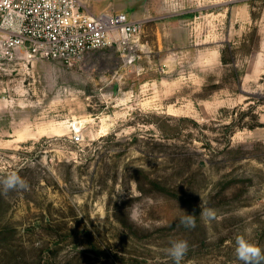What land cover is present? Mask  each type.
I'll list each match as a JSON object with an SVG mask.
<instances>
[{
	"label": "rangeland",
	"instance_id": "1",
	"mask_svg": "<svg viewBox=\"0 0 264 264\" xmlns=\"http://www.w3.org/2000/svg\"><path fill=\"white\" fill-rule=\"evenodd\" d=\"M78 2L142 23L137 60L0 65V115L23 122L0 125V180L28 184L0 194V264H175V240L180 264H243L241 234L264 250V0Z\"/></svg>",
	"mask_w": 264,
	"mask_h": 264
},
{
	"label": "built area",
	"instance_id": "2",
	"mask_svg": "<svg viewBox=\"0 0 264 264\" xmlns=\"http://www.w3.org/2000/svg\"><path fill=\"white\" fill-rule=\"evenodd\" d=\"M142 31L126 13H92L78 0H0V65L51 61L74 68L104 48L132 64ZM72 138L79 143L82 135Z\"/></svg>",
	"mask_w": 264,
	"mask_h": 264
},
{
	"label": "clouds",
	"instance_id": "3",
	"mask_svg": "<svg viewBox=\"0 0 264 264\" xmlns=\"http://www.w3.org/2000/svg\"><path fill=\"white\" fill-rule=\"evenodd\" d=\"M0 189L2 193L7 195L9 191L13 190H27L28 184L25 180L15 173H10L6 178L0 180ZM199 215L201 219L211 221L215 219V211L209 209L201 202L199 205ZM179 219L180 225L186 228H193L196 225L194 213L185 211ZM248 230H246L247 232ZM188 250V243L184 240H175L171 242V246L166 250L167 253L173 258L175 264H180L184 255ZM235 254L243 264H264V250L258 245L251 242L247 234L237 235L235 238Z\"/></svg>",
	"mask_w": 264,
	"mask_h": 264
},
{
	"label": "crops",
	"instance_id": "4",
	"mask_svg": "<svg viewBox=\"0 0 264 264\" xmlns=\"http://www.w3.org/2000/svg\"><path fill=\"white\" fill-rule=\"evenodd\" d=\"M36 63H38V62H35V63H33V64H36ZM7 104V103H6ZM12 106L11 105H0V108H2V109H5V108H11ZM264 116V114H261V117H263ZM21 124H23V122L22 121H19V119L18 118H13V119H11V118H9V116H5V115H0V125H12V126H17V125H21ZM21 135V133L19 134V133H15L14 135H13V137H14V141H17V143H23V142H25L24 140H18V137Z\"/></svg>",
	"mask_w": 264,
	"mask_h": 264
},
{
	"label": "trees",
	"instance_id": "5",
	"mask_svg": "<svg viewBox=\"0 0 264 264\" xmlns=\"http://www.w3.org/2000/svg\"><path fill=\"white\" fill-rule=\"evenodd\" d=\"M94 248H95V250H97V253L100 254V249L98 248V246H96V245L94 244Z\"/></svg>",
	"mask_w": 264,
	"mask_h": 264
}]
</instances>
